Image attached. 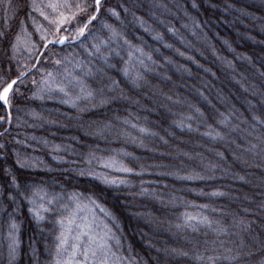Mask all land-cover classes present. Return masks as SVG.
<instances>
[{
  "label": "trees",
  "instance_id": "trees-1",
  "mask_svg": "<svg viewBox=\"0 0 264 264\" xmlns=\"http://www.w3.org/2000/svg\"><path fill=\"white\" fill-rule=\"evenodd\" d=\"M192 2L107 0L105 7H115L123 20L127 14L122 36L152 59L141 57V65L133 57L126 65L113 52L107 63L115 67L98 60L99 69L88 79L96 94L79 109L33 96L44 70L53 66L51 58L31 61L37 68L11 96V124L0 122V204L8 205L0 212V264H9L5 221L13 207L20 243L11 264L52 259L55 219L49 215L37 222L19 195L33 183L64 198L74 192L84 194L82 200L93 195L118 218L123 254L130 245L137 264H209L196 255L211 256L215 264H264V126H251L253 113L264 118V0H195L196 8ZM11 3L7 17L0 4V31L12 39L25 20L33 32L29 0ZM157 32L162 39L153 38ZM65 48L49 51L59 56ZM118 49L123 57L130 51ZM9 56L8 42L0 37V74L9 67L17 73ZM25 62L21 57L19 63ZM133 64V74L141 73L135 84L121 71ZM111 80L118 86L109 87ZM2 114L6 110L0 107ZM16 152L37 156L39 166L21 168ZM108 157L135 171L105 168L100 158ZM88 171L127 183L104 184L81 175ZM13 176L19 188L12 185ZM9 191L16 196L14 205ZM186 214L196 219L188 221ZM229 255L235 259H225Z\"/></svg>",
  "mask_w": 264,
  "mask_h": 264
},
{
  "label": "snow or ice",
  "instance_id": "snow-or-ice-1",
  "mask_svg": "<svg viewBox=\"0 0 264 264\" xmlns=\"http://www.w3.org/2000/svg\"><path fill=\"white\" fill-rule=\"evenodd\" d=\"M106 3L107 0H29V3L26 5L28 9L27 19L32 21L34 26L33 30L39 36V41L33 38V32L27 30L25 20L20 21L19 30L12 39H8L6 32L0 31V37H3L8 42V47L11 49L8 64L11 65L14 61L17 64L16 74L12 73L11 67H9L7 72L0 74V107L6 110V114L0 115V122L6 121L8 124H11L13 119L11 113V96L17 90L18 83H23L25 74L29 70H35L37 68V64L31 63L32 60L42 62L47 58H51L54 65L63 68L62 72L45 69L39 81L40 87L36 92H33V96L40 93L42 94L41 98H43V94L51 98L55 93H60L63 97L62 102L66 104H74L82 98L92 99L94 97V90L85 81V77L93 75L92 68L88 67L82 60L72 56L70 53L62 58H57V54L54 51H49L55 45L63 46L70 41L81 42L80 46L88 52L89 56L97 55L104 61L106 66L115 67L114 65L108 64L107 61L113 52L119 55V49L109 47L108 52H104L102 49L108 46L112 40L122 38L124 44L130 49L128 52L130 60L135 57L136 62L143 65L144 60L141 57H147L148 60L152 59L151 53H147L142 47L133 44L131 40L123 37L120 32H117L102 19L105 13L119 18V13L116 8L105 7ZM0 4L4 5L5 16L7 17L8 10L13 8L11 0H0ZM191 6L192 8L197 7L195 0H193ZM163 7L167 8V5H163ZM33 12L37 13L46 22V25L44 23H37L36 17L32 15ZM14 14L15 12L13 11ZM187 14V11H185V15ZM97 20L101 21V27L103 29L109 30L108 38H100L98 35L93 34L90 26ZM161 22L163 23V21ZM5 23H7V20ZM141 23L143 25L142 20ZM73 24L76 25L74 28ZM168 30L175 32L174 28H169ZM146 31L152 32L151 27L147 26ZM65 32L68 34L65 35ZM153 38L160 40L162 36L157 32ZM88 39L95 41L90 45V48L82 42ZM40 44L43 47H39ZM167 46L171 47V45ZM7 50L8 48L5 49V51ZM37 52L40 55H36ZM21 57L26 61L24 64L19 63ZM89 64H92V61H89ZM125 64L127 65L128 62L126 61ZM69 67L73 70L69 71ZM134 68L135 64L121 69L125 76L131 78L133 84L141 78V73L138 70L133 74L132 69ZM77 69L80 70V74H77ZM0 72H2V65H0ZM32 83L36 85L37 81L33 80ZM113 86H118L116 80H111L109 87ZM71 89H76V93L73 94ZM103 102L101 100V103ZM32 114L36 115L35 113ZM226 120L227 117L221 123H224ZM252 121L251 126L253 130L258 125L264 126V118L261 115L253 113ZM19 143L24 142L20 141ZM44 143L47 144V140ZM0 147H3V145L0 144ZM0 155H3V153H0ZM54 159H60V157L57 156ZM89 159H96V157L94 154H90ZM38 161L39 158L33 157L31 154L16 152V164L21 168L38 167ZM100 162L105 168L116 171L125 173L135 171V169L115 157L100 158ZM8 171L9 169L6 168V174ZM85 174L100 179L104 184L127 183L126 179H118L110 174H102L95 171H88L87 173L81 172V175ZM12 185L19 188L15 176L12 177ZM19 195L24 197L32 205L29 208V212L37 222L45 219V213L59 211L55 220L57 225L55 250L50 253L52 259L48 264H137L136 257L131 254L132 249L130 245L127 249L128 255L123 254L124 240L119 231L120 225L118 218L106 206L95 199L93 195L89 194L86 200H82L84 194L74 192L67 197L65 203L59 204V210L52 208L51 205L59 203V200L63 198L62 194L56 193L50 196L41 184H30L25 191H20ZM2 196L3 191L0 190V197ZM7 198L13 205L15 204L16 196L11 191L7 193ZM37 200L40 201L38 206ZM7 207L8 205L0 204V212L5 211ZM86 208L88 212H85ZM93 209H99V213ZM15 212L16 208L13 207L12 211L8 212V218L5 221L7 226L5 239L8 242L9 264L14 260L20 243L18 237L19 225L14 217ZM186 219L191 221L196 219V217L186 214ZM200 219L203 221L205 218L201 217ZM226 251L231 253V249H227ZM182 255H187V253H182ZM194 259H207L209 264H215L214 258L211 256L203 257L202 255H196ZM225 259L234 260L235 257L229 255Z\"/></svg>",
  "mask_w": 264,
  "mask_h": 264
},
{
  "label": "rangeland",
  "instance_id": "rangeland-1",
  "mask_svg": "<svg viewBox=\"0 0 264 264\" xmlns=\"http://www.w3.org/2000/svg\"><path fill=\"white\" fill-rule=\"evenodd\" d=\"M106 14V15H105ZM105 14H103V17H102V19L103 20H105L109 25H111L112 26V28H114L117 32H120V33H122V31L124 32V27L122 28V26H125L124 25V22L125 21H128L127 20V14H126V18L123 20V16L121 15V14H119V18H117V17H114V16H112L111 14H108V13H105ZM109 15V16H108ZM40 20L41 21H38L37 23H44L45 25H46V22H44L43 21V19L40 17ZM76 25L75 24H73V28L75 27ZM127 26H129L128 25V23H127ZM122 28V29H121ZM34 29V28H33ZM91 30L93 31V34L94 35H98L100 38H108L109 37V30H107V29H103L102 27H101V21L100 20H97L96 22H94V25L91 27ZM70 31H71V29H70ZM65 35H67L68 33L67 32H65L64 33ZM124 35V34H123ZM124 37H125V35H124ZM33 38L35 39V40H37V41H39V36L34 32V30H33ZM83 43H85V44H87L88 46H89V48H90V45L92 44V43H94L95 41H93V40H91V39H88V40H83L82 41ZM118 42V41H117ZM116 42V40H112L111 42H110V44L108 45V46H105V47H103V49H105L106 50V52L109 50V47H114L115 46V44H116V47H114V48H112V49H115V48H118V46H120V47H122L123 49H127V45H125L124 44V41H123V39L121 38L120 39V42L119 43H117ZM80 43L81 42H75L74 44L75 45H73V46H71V47H67L66 46V48L64 49V51L63 52H61L60 53V55L59 56H57V58H62V57H64L65 55H67V54H71L72 56H74V57H77L78 59H80V60H82L86 65H88V67H91L92 68V71H93V75H94V73H95V70H97V69H99L98 67H97V65H96V62L98 61V60H100V58H99V56H97V55H92V56H89L88 55V52H86L85 51V49L84 48H82L81 46H80ZM102 49V50H103ZM122 49V50H123ZM125 51V50H124ZM114 54H115V52H114ZM119 54H120V50H119ZM116 57V56H115ZM118 57L120 58V59H124L123 60V62H130L131 60H130V58H129V56L128 55H126V57H123L122 55H118ZM117 58V57H116ZM89 61H92V64H89ZM104 62V61H103ZM51 63V65L53 66V68L51 69V71H63V68L61 67V66H58V65H54V63L51 61L50 62ZM94 65V66H93ZM73 69L71 68V67H69V71H72ZM76 72H77V74H80V70L79 69H77L76 70ZM44 74V73H43ZM93 75H91V76H87V77H85V81H86V83L88 84V79H91L92 77H93ZM39 81H40V79H39ZM20 86H18V88H19ZM40 87V85L38 84V88ZM91 88V87H90ZM93 90V89H92ZM71 91L73 92V94H75L76 93V89H71ZM36 92V91H35ZM95 94H96V92L94 91V96H95ZM41 95L42 94H40V93H38L37 94V99L38 100H43V101H53V102H59V103H61V104H64V105H66V106H69V107H72V108H75L76 109V106L78 107V109L80 108V105L81 104H83V103H86V102H88L87 104H89V103H91L92 102V100L93 99H87V98H82V99H80V100H78V101H76L74 104L73 103H63L62 102V99H63V97H62V94H60V93H55L51 98H49L46 94H43V98H41ZM17 108V107H16ZM16 110V109H15ZM35 157H37V156H35ZM61 160H63V157H61ZM46 189V188H45ZM46 191L48 192V194L51 196V195H54V194H56V193H59V194H61V192H57V191H52V190H48V189H46ZM63 198L62 199H60L59 200V203H54L53 205H51V207L52 208H54V209H57V210H59V204L60 203H65L66 202V200H67V198H64V196H62ZM39 203H40V201L39 200H37V206L39 205ZM30 205V204H29ZM30 206H32V205H30ZM94 211H96L97 213H99V209H93ZM85 212H88V209L86 208L85 209ZM59 214V211H57V212H51V213H45L44 215H45V218H46V216L47 217H53L55 220H56V216ZM50 215V216H49ZM42 221H44V220H42ZM6 233V232H5ZM5 239V238H4ZM5 241H7L6 239H5ZM8 243V242H7Z\"/></svg>",
  "mask_w": 264,
  "mask_h": 264
},
{
  "label": "water",
  "instance_id": "water-1",
  "mask_svg": "<svg viewBox=\"0 0 264 264\" xmlns=\"http://www.w3.org/2000/svg\"><path fill=\"white\" fill-rule=\"evenodd\" d=\"M74 43H75V42L70 41L68 44H74ZM68 44L63 45V46H61V45H55V46H53V47L60 49V48H64V47H66Z\"/></svg>",
  "mask_w": 264,
  "mask_h": 264
}]
</instances>
